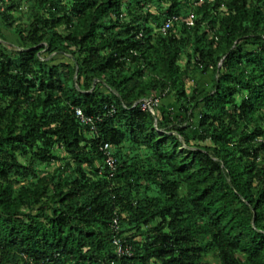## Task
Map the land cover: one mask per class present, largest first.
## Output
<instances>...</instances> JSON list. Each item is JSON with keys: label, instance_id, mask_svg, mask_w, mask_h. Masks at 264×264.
Listing matches in <instances>:
<instances>
[{"label": "trees", "instance_id": "1", "mask_svg": "<svg viewBox=\"0 0 264 264\" xmlns=\"http://www.w3.org/2000/svg\"><path fill=\"white\" fill-rule=\"evenodd\" d=\"M0 20V264H264V0H0Z\"/></svg>", "mask_w": 264, "mask_h": 264}, {"label": "built area", "instance_id": "2", "mask_svg": "<svg viewBox=\"0 0 264 264\" xmlns=\"http://www.w3.org/2000/svg\"><path fill=\"white\" fill-rule=\"evenodd\" d=\"M177 19L178 18L176 16L169 18L165 22V24L161 27V30L164 32L167 31L171 27L173 21ZM192 23H193V19L189 18L187 20V24L191 25ZM161 101L162 99L160 94H155V95L146 96L142 98L139 102L143 110H148L155 115L161 104ZM76 115L83 123L90 124L91 129L95 133L97 132V127L92 117L85 115L80 108H76ZM101 149L105 154V162L112 171L111 175H113L114 174L113 172L116 169V162H117L113 152L114 148L112 144L105 143L104 145L101 146ZM113 227L115 230H118L119 228L118 219H115ZM113 241L116 246V250L119 254H131V247L129 245L124 246L120 237L115 236Z\"/></svg>", "mask_w": 264, "mask_h": 264}, {"label": "rangeland", "instance_id": "3", "mask_svg": "<svg viewBox=\"0 0 264 264\" xmlns=\"http://www.w3.org/2000/svg\"><path fill=\"white\" fill-rule=\"evenodd\" d=\"M189 86L191 91L196 88L198 91H206L212 88V75L211 73L203 74L199 77V79L196 82H189ZM166 117L171 120H178L181 117H184L183 112L180 109V106L176 103H174L171 106H168L165 108ZM198 120H199V114L197 113L196 116L189 121V132L191 134L197 133L199 131L198 129Z\"/></svg>", "mask_w": 264, "mask_h": 264}, {"label": "crops", "instance_id": "4", "mask_svg": "<svg viewBox=\"0 0 264 264\" xmlns=\"http://www.w3.org/2000/svg\"><path fill=\"white\" fill-rule=\"evenodd\" d=\"M0 37H1L0 39L1 41H4V39L16 40V38L13 35H11L10 32L4 29V26L1 20H0Z\"/></svg>", "mask_w": 264, "mask_h": 264}]
</instances>
